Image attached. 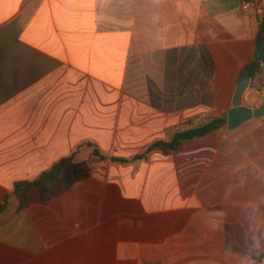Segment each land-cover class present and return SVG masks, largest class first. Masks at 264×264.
I'll list each match as a JSON object with an SVG mask.
<instances>
[{
  "label": "crops",
  "instance_id": "1",
  "mask_svg": "<svg viewBox=\"0 0 264 264\" xmlns=\"http://www.w3.org/2000/svg\"><path fill=\"white\" fill-rule=\"evenodd\" d=\"M262 14L264 0H0V264H264V117L108 159L227 115ZM255 81L252 109L264 64ZM70 157L90 176L20 210L14 185Z\"/></svg>",
  "mask_w": 264,
  "mask_h": 264
},
{
  "label": "trees",
  "instance_id": "2",
  "mask_svg": "<svg viewBox=\"0 0 264 264\" xmlns=\"http://www.w3.org/2000/svg\"><path fill=\"white\" fill-rule=\"evenodd\" d=\"M254 41V59L241 69L238 81L245 77H249L251 79L250 87L260 90V87L255 81V77L258 68L264 64V14L259 18L258 30ZM226 120L227 115H223L208 121L200 127L176 133L170 141H157L149 146L145 153L131 159L112 157L108 159L114 162L128 163L146 158L147 155L153 151L160 152L164 155L173 154L180 150L183 141L200 138L210 132L225 127ZM94 153L100 158L105 159L99 152L94 151ZM90 172L91 169L86 163L74 162L71 157L63 158L53 164L48 171L43 172L36 180L16 183L12 194L18 198L20 210L25 209L32 203L47 204L68 190L76 182L88 178ZM7 200L8 196L0 205V212L6 206Z\"/></svg>",
  "mask_w": 264,
  "mask_h": 264
},
{
  "label": "water",
  "instance_id": "3",
  "mask_svg": "<svg viewBox=\"0 0 264 264\" xmlns=\"http://www.w3.org/2000/svg\"><path fill=\"white\" fill-rule=\"evenodd\" d=\"M250 81L249 77H245L236 84L232 97V108L228 111L226 120V127L229 131L237 129L251 119L264 117V103L254 109L242 105V96L249 88Z\"/></svg>",
  "mask_w": 264,
  "mask_h": 264
},
{
  "label": "built area",
  "instance_id": "4",
  "mask_svg": "<svg viewBox=\"0 0 264 264\" xmlns=\"http://www.w3.org/2000/svg\"><path fill=\"white\" fill-rule=\"evenodd\" d=\"M248 4H252L255 7H259L260 0H240V11L242 13L246 11Z\"/></svg>",
  "mask_w": 264,
  "mask_h": 264
}]
</instances>
